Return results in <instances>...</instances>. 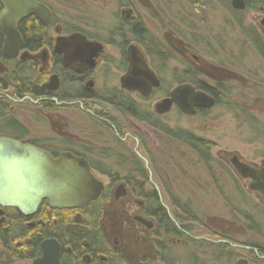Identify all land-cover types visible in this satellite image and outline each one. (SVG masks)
I'll list each match as a JSON object with an SVG mask.
<instances>
[{"label": "rangeland", "instance_id": "1", "mask_svg": "<svg viewBox=\"0 0 264 264\" xmlns=\"http://www.w3.org/2000/svg\"><path fill=\"white\" fill-rule=\"evenodd\" d=\"M47 1L62 23L82 29L95 39L106 42L110 30L118 25L113 15L117 14L120 18V12L127 9L119 6V2L128 0ZM129 1H132L135 14L141 16L153 35L165 41L171 49L175 43L176 46L191 50L205 64L201 65L202 69L197 68L194 64H199L197 58L190 56L188 60L175 50V59H165V65L161 66L155 61L162 79L161 88L150 99L140 103L143 107L153 110L154 104L164 97L165 90L170 91L178 85L173 74H178L186 65L191 69H200L197 70L198 78L207 80L209 84L222 83L225 86L219 104L204 115L190 117L175 110L167 114L162 119L163 126L172 131L177 129L176 134L153 131L146 124L134 126L131 120L129 122L122 117L128 121L126 132L145 144L147 158L151 162L147 166L142 163L151 173L147 186L163 187L168 193L175 194L173 198L178 204L187 207L209 229L220 232L218 226H224L226 240L233 243V246L221 250V255L216 248L220 241L202 249L198 244L186 248L175 246V264H236L240 258L250 254L245 247L255 248L260 256L259 261L264 263V203L260 197L248 191V180L241 181L238 178L230 160L235 155L246 163L264 165V56L246 31L254 30L264 45V0H248L251 5L249 9H235L231 6V0ZM232 9L239 13L234 14ZM52 29L54 34L55 29ZM118 39L113 35L115 45ZM105 46L109 61L118 63L117 45ZM122 72L113 71L112 83L107 86L104 79L100 78L97 92L103 93L105 87L115 86ZM233 94L246 109L230 99L229 96ZM14 114L28 130L31 140L40 144L45 141L56 144L59 136L56 126L51 125L48 118L37 112L36 108H31L25 117L16 112ZM62 115V129L67 135H79L81 131L83 137L79 136L86 137L91 146L107 148L106 151L102 150L105 158L99 157L93 161L97 168L119 176L134 173L133 166L123 161L126 160L127 151L122 144L126 143L132 149L135 146L134 139L120 141L108 129L88 119L77 105L66 107ZM63 138L64 141L68 140L67 136ZM188 138L189 141L185 142ZM189 143L205 144L200 148L207 152V158L203 159ZM57 145L65 146L60 145V142ZM96 175L99 180H105L100 172ZM161 200L168 206L166 196H162ZM128 204L126 200H121L107 206V224L103 226V211L102 233L107 235L111 243L117 236L121 248H126L131 257L143 249L146 242H138L136 235L128 236L136 232L135 228H129L125 223ZM132 210L138 211V207L132 204ZM146 237L151 238L149 234ZM0 264L30 262L12 261L0 244Z\"/></svg>", "mask_w": 264, "mask_h": 264}, {"label": "flooded vegetation", "instance_id": "2", "mask_svg": "<svg viewBox=\"0 0 264 264\" xmlns=\"http://www.w3.org/2000/svg\"><path fill=\"white\" fill-rule=\"evenodd\" d=\"M36 1L47 7L50 11V19L43 22L33 14L18 23L17 31L21 37L22 46L14 56L5 53V39L0 30V138H9L18 141L22 146H31L43 150L49 153L52 158H58L62 153H71L83 158L87 161L93 176L103 184L98 199L87 205L71 209H55L51 208L46 200H42L37 208L38 211L40 206L45 203L49 214H52V211H67L59 214L60 217L52 219L57 227H59L62 220L67 219L63 231L58 233L57 237L46 238H53L59 244V264H175L173 251L176 247L185 246L186 248L191 244H198L202 249V247L207 248L210 244L213 245V243L220 241V245H217L216 248L221 255V250L226 248L223 245L233 246L231 241L226 240V234H223L225 232L224 226H218L220 232L209 229L205 224L199 222L187 207L178 204L176 199L173 198L175 194L168 193L163 187L161 190L157 187L147 186L146 182L150 180L151 173L147 172L145 167L148 164L150 165L151 162L147 158L145 144L140 143L138 138H132L130 133L126 132L128 130L126 125L131 120L134 126L146 124L153 131H163L167 135L176 134L178 130L172 131L171 128L163 126L162 119L173 110L190 117L206 114L221 101V96L225 92L222 90V88L225 89L224 84L216 83L212 85L207 80L198 78L199 72L197 70L201 71L202 66H205L203 60L193 54L191 50L183 46H176L175 43L174 49H171L165 41L153 35L145 26L141 16L135 14L132 1L119 2V6H125L127 9L120 12V18L117 14L113 15V20L117 21L118 25L110 30L106 42L95 39L82 29L71 28L62 23L63 21L57 17L47 0ZM246 3L248 5V2L245 1ZM245 7L247 8V6ZM1 11L2 6L0 13ZM30 17H33L41 26L40 28L38 26H28L24 34L19 29L20 23ZM52 28L55 29V36ZM78 35L84 37L88 42L100 44L102 46L101 50L96 52L86 50L84 55L73 56V58L63 45L59 46L60 51L56 50L58 48L56 46L57 39H68ZM113 35L119 37L116 43L117 46L113 41ZM34 37H39V44L36 42L39 39H33ZM106 44L118 48V63L113 64L109 61ZM129 45H135L139 48L148 67L160 82L159 86L153 88L149 95L123 88L121 85V79L128 71L127 50ZM173 50L188 60L191 59L190 56L197 58L199 64H194L200 69L193 68L195 69L193 70L183 63L185 67L178 74H173L178 85L170 91L165 90L164 97L154 104L153 110L149 107H143L140 103L150 99L161 88L162 79L155 63L158 62L163 66L165 65V59H175ZM87 53L92 54L91 62L87 61ZM117 70H123L118 78V83L110 88L105 87L103 93L97 92L96 88L100 78L104 79V84L107 86L108 83H112V72ZM49 85H55L54 89H49ZM179 85H190L195 91L208 94L214 98L215 104L210 108H196L194 115L184 114L175 103L167 113H158L155 108L156 104L163 99L170 98L171 92ZM229 97L246 109L243 106L244 104H241L234 97V94ZM75 105L79 106L81 112L87 114L88 119L100 124L106 130L108 129L120 141L125 138L126 140L134 139L135 146L132 149L126 143H122L127 151L126 160L123 161L133 166L134 173L130 172L119 176V174H111L107 170L97 168L93 161L98 160L99 157L105 158L102 150L106 151L107 148L91 146L85 139L86 137H80H83L81 131H79L80 136L78 133L67 135L62 129L64 128L62 111L66 107H74ZM31 108H36L37 112L48 118L51 125L56 126L59 135L56 144L47 141L40 144L31 140L26 127L19 122L18 117L14 116V112H16V114L25 117ZM122 117L127 118L128 121L123 120ZM78 130H80L79 127ZM63 136H67L68 140L64 141ZM58 142H60V145L64 144L65 146L59 147ZM188 145L194 147L204 157L203 159L207 158V152L202 151L200 148L205 144L189 143ZM90 156L92 159H90ZM235 157L233 155L230 160ZM236 158L253 172V177L243 178L233 167L238 178L241 181L248 180L246 185L248 191L256 194L264 203V165L257 166L241 161L238 157ZM142 163L146 166H143ZM99 172L105 180L101 181L97 178L96 174H99ZM114 184H116L115 187ZM162 196L167 197L168 206L162 202ZM121 200H126L129 203L126 206L128 216L125 223L127 227L136 229L133 234L131 231L128 232L131 233L128 236L136 235L138 242H146L143 249L138 250L137 254L131 256L133 258L126 252V248H121L117 236L113 238L111 243L107 239V235L102 233L103 211H105L104 226L107 224V206L111 203L121 202ZM92 203H96L98 206L96 216H92L90 211L85 209ZM132 204L138 207V211L132 210ZM0 209L3 210V214L0 215V223L5 222L4 214L6 211L10 209L17 210L13 207L1 206ZM98 214H100V217H98ZM2 218L4 219L3 222H1ZM42 224L45 225V221ZM33 225L34 222L32 221L28 223L29 227ZM95 226L101 236L96 241L90 237L91 230ZM148 234L151 238L146 237ZM46 239L39 243V254L34 257L20 259L7 253L6 255L12 261H29L30 264H33L36 259L42 256L41 243ZM25 241L29 243L30 239ZM245 249L253 251L254 254H246L236 264H264L259 261L260 256L255 248L245 247ZM254 256L258 259H255Z\"/></svg>", "mask_w": 264, "mask_h": 264}, {"label": "water", "instance_id": "3", "mask_svg": "<svg viewBox=\"0 0 264 264\" xmlns=\"http://www.w3.org/2000/svg\"><path fill=\"white\" fill-rule=\"evenodd\" d=\"M0 30L5 39L4 51L14 56L22 46L17 31L18 23L29 15L47 22L50 11L36 0H0ZM232 7L244 9L245 0H231ZM63 45L73 56H82L86 50L96 52L102 46L91 43L78 35L68 39H57L56 50ZM128 71L122 77L121 85L132 91L149 95L160 82L148 67L146 60L135 45L127 50ZM87 61L91 62L92 54L87 53ZM54 78V77H53ZM56 85V82H55ZM49 85V89H54ZM175 103L186 115H194L196 108H210L215 104L214 98L208 94L195 91L190 85H179L171 97L156 104V111L167 113ZM233 167L243 178L253 177L251 169L243 165L235 157L231 160ZM103 184L90 172L87 161L71 153H62L52 158L49 153L31 146H22L18 141L0 138V206L16 208L25 216L36 213L42 200H46L51 208L71 209L96 201L101 194ZM3 210L0 209V215ZM3 218L1 222H3ZM42 256L33 264H59V244L53 238L41 243Z\"/></svg>", "mask_w": 264, "mask_h": 264}, {"label": "trees", "instance_id": "4", "mask_svg": "<svg viewBox=\"0 0 264 264\" xmlns=\"http://www.w3.org/2000/svg\"><path fill=\"white\" fill-rule=\"evenodd\" d=\"M247 2H248L247 9H249L251 5L249 4L250 2L248 0ZM0 10H1V6H0ZM232 12L234 14L239 13V11H235V10H232ZM28 26L30 27L38 26L40 28L41 25L38 24V22H36V20L33 19V17H30L26 20H23L20 23L19 29L22 33L25 34V31L28 28ZM246 31L248 34L251 35L252 42H254L259 53L262 56H264V45L261 42V40L257 37L255 31L254 30H249V31L246 30ZM33 39H39V37H34ZM36 42L39 44L40 39L39 41ZM222 90H224V88H222ZM185 136H188L190 138L191 135L186 134ZM189 138L187 140L185 139V142H188ZM97 207L98 206L96 203H92L85 209L90 211L92 216H96ZM46 208L47 205L43 203L38 209V211L31 216H24L15 209H10L6 211V213L4 214V217L6 219L5 222L0 223V243L5 253L20 259H28L34 257L35 255L39 254V243L43 239L50 237H57V234L63 231V227L67 222V219L62 220V222L59 224V227H57L52 222V219L55 217H60L59 214H62V212L66 213L67 211L65 210L52 211L51 212L52 214H49ZM98 217H100V214H98ZM42 220L45 221V225L42 224L43 222ZM30 221L34 222V225L31 227L28 226V223ZM90 237L92 239H95V241L97 238L98 239L101 238L100 232L96 228V226L92 228ZM28 239H30V241L29 243H26L25 240ZM223 246L226 248L229 247L227 244ZM250 253L254 254L253 251H250Z\"/></svg>", "mask_w": 264, "mask_h": 264}]
</instances>
